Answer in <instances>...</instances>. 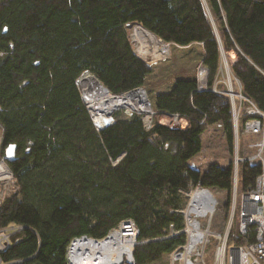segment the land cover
<instances>
[{
	"label": "trees",
	"instance_id": "16d2710c",
	"mask_svg": "<svg viewBox=\"0 0 264 264\" xmlns=\"http://www.w3.org/2000/svg\"><path fill=\"white\" fill-rule=\"evenodd\" d=\"M135 25L177 47L201 45L209 85L221 76L222 56L233 54L229 71L240 93L264 111V0H0V157L15 147L6 164L16 184L0 206V229L25 227L20 242L1 254L4 262L65 264L70 239H99L133 219L137 240L145 241L133 249V261L159 263L184 238L155 239L149 207L155 195L196 185L229 193L231 161L204 171L188 162L201 152V134L214 125L223 128L232 151L224 94L170 95L163 108L185 117V128L155 122L145 130L131 115L96 131L78 78L88 73L113 95L143 87L151 66L130 44ZM244 120L239 113L238 122ZM107 160L136 186V201L118 208L83 197ZM239 170L240 191L247 192L260 169L248 163Z\"/></svg>",
	"mask_w": 264,
	"mask_h": 264
},
{
	"label": "built area",
	"instance_id": "2783aa9c",
	"mask_svg": "<svg viewBox=\"0 0 264 264\" xmlns=\"http://www.w3.org/2000/svg\"><path fill=\"white\" fill-rule=\"evenodd\" d=\"M134 30L147 33L156 43L153 52H150V46L144 48V56L137 53L136 44H131L135 55L147 65L157 60H167L170 51L181 48L161 41L139 25L133 26L132 32ZM131 36L132 34L129 40ZM220 68V78H214L209 85L208 70L200 62L195 69L196 81L185 93L213 92L224 94L229 99L233 140L227 215L222 230L212 231V218L219 205L212 189L196 185L187 191H179L183 195L186 194L188 198L186 207L183 210L174 209L171 213L182 218V226L178 228L170 224L167 234L155 238L157 240L175 239L179 236L184 238L183 243L168 255L169 264H206V257L211 259L210 264H264V111L259 110L240 93V83L230 73L229 63L223 56ZM84 74L93 78L88 73ZM78 83L77 81V86ZM220 88H223V92ZM80 91L81 99H83V91L81 89ZM106 92L114 103L119 101L123 104L117 105L110 115L100 120L92 116L87 105L84 104L96 131L106 127L105 121L108 122L107 126L112 125L113 115L123 110L127 117L138 115L145 130H149L155 122L168 128L181 129L187 126L188 121L185 117L163 108V102L166 99L153 104L145 87H136L115 95ZM241 112L245 120L239 123ZM204 120L205 118L201 124ZM248 163L258 165L260 170L249 191L242 192L239 169L243 164ZM15 192L16 184L12 172L8 169L6 162L0 158V206ZM24 229L23 225L17 224L0 229V264L22 263L19 260L4 262L1 254L20 242L19 233ZM138 232L133 219H124L111 227L108 233L99 239L86 235L72 238L68 241L64 252L65 264H135L133 249L145 242L137 240ZM209 245L213 248L211 254L207 253Z\"/></svg>",
	"mask_w": 264,
	"mask_h": 264
},
{
	"label": "rangeland",
	"instance_id": "374dc122",
	"mask_svg": "<svg viewBox=\"0 0 264 264\" xmlns=\"http://www.w3.org/2000/svg\"><path fill=\"white\" fill-rule=\"evenodd\" d=\"M132 30L133 28H131L129 32L130 35L132 34L131 40H129L130 44H136V46H138L137 53L143 55V50L145 48L143 47L144 44L134 40V37L138 33H136L137 30H134V32H132ZM140 34L143 35L144 42L146 43H149L148 40L152 39L147 33L141 32ZM153 51L154 50H152V52ZM169 54L170 56L167 60H157L156 62L149 64L151 65V72L146 76L143 87L148 91L149 98H151L153 104H158L161 99H167L172 94L185 92L193 87V84L196 81L195 69L201 62L203 52L201 45L193 44L187 48L173 49ZM226 58L227 62L231 63L234 55L231 54ZM83 75L85 74H82L78 78V82ZM78 89L80 90L79 83ZM82 101L86 104V101L83 99ZM96 106L97 107L95 108L99 109V106ZM109 114L110 113L97 111V113L92 114V116H95L97 120H100ZM115 117L126 118L127 114L123 110L121 112H116L113 115V119ZM200 139L201 152L194 155L193 158L188 161L189 166L192 169L195 168L199 171H204L207 166L215 163L221 168H226L231 161V151L228 149L226 139L224 138L223 128L219 125L209 127L203 132V134H201ZM0 158L2 159V157ZM101 165L102 166L96 171L93 180L83 193V197L97 205L101 204L106 207L112 206L118 208L130 203V201H136V186H134L122 171L116 167L114 161L107 160ZM212 191L215 193L219 205L212 218L211 226L212 231H220L222 230L223 222L228 211L229 193L219 189H212ZM187 199L186 194L183 195L181 193L171 195L162 192L155 195V198L152 200L149 207L151 224L155 229L157 235L156 238H160L167 234L169 232L168 227L170 224H174L175 227L178 228L182 226V218L178 215L172 214L171 211L174 209H185ZM184 202L185 206L183 205ZM210 240L212 241L211 238ZM212 251V245H209L207 253L211 254ZM167 263H169V260L168 257H165L162 262L155 264ZM210 263L211 259L206 257V264Z\"/></svg>",
	"mask_w": 264,
	"mask_h": 264
},
{
	"label": "bare ground",
	"instance_id": "6f19581e",
	"mask_svg": "<svg viewBox=\"0 0 264 264\" xmlns=\"http://www.w3.org/2000/svg\"><path fill=\"white\" fill-rule=\"evenodd\" d=\"M136 33L138 34L134 37L135 41L144 44L143 47L145 48H148V46H150V52H152V50H155L156 43H154L153 39L148 40L149 43H146L144 42L145 40L143 35L140 34L141 32L139 33V31L137 30ZM79 87L83 91V99L84 101H86L88 111L91 113V115L99 111L98 108H95L93 106L98 105L100 111L111 114L117 105L123 104L119 101H116L114 103L112 100H110L105 89H103L95 79L90 78L86 75H83L80 78Z\"/></svg>",
	"mask_w": 264,
	"mask_h": 264
},
{
	"label": "water",
	"instance_id": "95a60500",
	"mask_svg": "<svg viewBox=\"0 0 264 264\" xmlns=\"http://www.w3.org/2000/svg\"><path fill=\"white\" fill-rule=\"evenodd\" d=\"M96 80V79H95ZM97 81V80H96ZM98 82V81H97ZM103 89H105L103 87ZM107 91V89H105ZM105 125L107 126L108 125V122L105 121ZM14 151H15V147L14 146H8L5 151H4V155L2 157V159L6 162V163H9V162H12L14 160Z\"/></svg>",
	"mask_w": 264,
	"mask_h": 264
}]
</instances>
